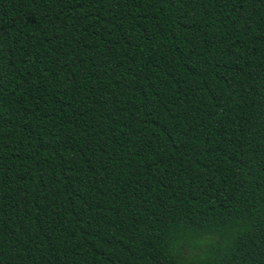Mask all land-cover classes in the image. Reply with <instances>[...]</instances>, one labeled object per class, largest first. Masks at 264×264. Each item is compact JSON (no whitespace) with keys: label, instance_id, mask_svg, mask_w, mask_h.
<instances>
[{"label":"trees","instance_id":"1","mask_svg":"<svg viewBox=\"0 0 264 264\" xmlns=\"http://www.w3.org/2000/svg\"><path fill=\"white\" fill-rule=\"evenodd\" d=\"M0 264H264V0H0Z\"/></svg>","mask_w":264,"mask_h":264}]
</instances>
